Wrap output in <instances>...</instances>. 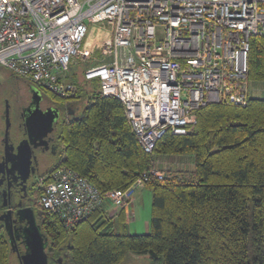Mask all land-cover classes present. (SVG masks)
Masks as SVG:
<instances>
[{"label":"trees","instance_id":"1","mask_svg":"<svg viewBox=\"0 0 264 264\" xmlns=\"http://www.w3.org/2000/svg\"><path fill=\"white\" fill-rule=\"evenodd\" d=\"M0 77L5 85L6 78H19L1 67ZM68 81L76 87L72 97L41 90L55 108L76 105L79 112L55 127L59 147L39 179L63 165L104 194L124 191L146 174L150 220L147 234H130L131 206L111 215L112 204L104 199L66 229L38 206L39 179L33 180L32 209L39 213L37 223L55 258L65 247L67 264H122L129 255L146 257L151 264H264V97L250 96L241 106L207 104L194 112L190 133L168 132L147 154L119 100L104 97L98 81L86 80L83 70L70 73ZM247 81L264 85V37L250 41ZM259 90L263 93L264 87ZM185 155L193 158L190 170L182 166ZM158 156H175L179 168H159ZM0 264H18L1 221Z\"/></svg>","mask_w":264,"mask_h":264},{"label":"built area","instance_id":"2","mask_svg":"<svg viewBox=\"0 0 264 264\" xmlns=\"http://www.w3.org/2000/svg\"><path fill=\"white\" fill-rule=\"evenodd\" d=\"M102 23L109 37L101 53L111 60L85 68L83 76L122 103L145 153L168 132L190 133L197 109L219 102L241 106L250 97L248 53L251 39L264 37V0H0V67L72 97L70 65L90 54L82 47L88 26L101 30ZM146 178L102 194L59 165L38 180L37 204L71 229L104 199L128 210Z\"/></svg>","mask_w":264,"mask_h":264},{"label":"water","instance_id":"3","mask_svg":"<svg viewBox=\"0 0 264 264\" xmlns=\"http://www.w3.org/2000/svg\"><path fill=\"white\" fill-rule=\"evenodd\" d=\"M31 99L27 107L22 110V124L24 127L25 138H23L18 146L14 148L9 143V105L5 102L4 105V121L5 130L3 137L4 153L0 159V187L3 184L5 174L10 171L16 175L17 179L25 182L29 174L34 173L33 167L35 159L33 157V149L42 147L44 150H48L49 145L45 137L53 130L54 123L59 118V109L48 107L46 110L40 108V102L43 99L41 92L33 86L29 87ZM33 164V165H32ZM35 166V165H34ZM22 173V176H21ZM9 184L7 183L6 189L1 190L2 207H7L10 202V197L7 189ZM8 202V203H7ZM11 213V209L8 211ZM15 216L18 220L25 222L20 234L18 235L16 230L13 229V223L3 221L4 229L8 237V243L11 250L16 254L18 264H48L45 248L47 241L40 231V227L37 223L35 213L31 207H25L15 211ZM17 234V236H15ZM21 240L24 251L18 252L14 246L15 240Z\"/></svg>","mask_w":264,"mask_h":264},{"label":"rangeland","instance_id":"4","mask_svg":"<svg viewBox=\"0 0 264 264\" xmlns=\"http://www.w3.org/2000/svg\"><path fill=\"white\" fill-rule=\"evenodd\" d=\"M102 29L100 30L98 25H89L88 26V34L86 39L84 40V43L82 45L83 50H87V48L84 47L85 42L88 45L90 44V54L86 58H82V56L77 55L75 58V64L70 65L69 72H80L84 70L87 67H90L92 65L97 64L100 60H104L105 62H108L111 60V55L108 57H103L101 53V46L103 45L104 41L107 36V33L104 31L107 28L106 23L101 24ZM99 29L98 33H96V30ZM159 35L161 34V31L158 32ZM92 36V39H91ZM87 45V47H88ZM8 74V73H7ZM6 81L9 85H5L3 82L2 77H0V159L3 156L4 153V145H3V137H4V130H5V121L4 118L2 119V114L4 111V100L5 98L8 100L9 103V120H10V127H9V143L16 148L19 144V142L23 139V135L25 133L20 131L19 128V108L14 104L13 100V93L15 90L21 95L22 99H26V93L24 86H20L18 89H14L15 86H12L13 79L6 78ZM11 84V85H10ZM263 88L264 85H261L260 83H250L249 85V94L251 97H264V92L260 93V88ZM17 94V93H15ZM80 107V106H79ZM69 110L72 111V116H75L77 112H79V108L76 105H70ZM70 116V117H72ZM56 146L59 147V143H56ZM55 154H51V152H46V150L41 151L40 149L36 148L33 149V157L35 159V167L36 172L32 176V181H36L39 179L41 174H44L50 165L53 157ZM186 157H191L190 161L186 160ZM176 158L175 156H158L155 159V165L159 166V168H168V169H177L179 168V164H176ZM188 159V158H187ZM180 160V158H179ZM184 164L182 165L185 170H190L193 166V158L191 155H185V160L182 161ZM109 213L116 214L120 210L114 209L111 207L109 209ZM132 213L134 215V219L127 222V231L130 234H147L149 232L148 230L143 229V224L145 221L148 222L150 220V206L147 203V206L145 209L140 207V205H137L132 210ZM39 215V213H38ZM139 226V228H135V226ZM122 264H151L150 261L143 256H135V255H129L125 258V260L122 262Z\"/></svg>","mask_w":264,"mask_h":264},{"label":"flooded vegetation","instance_id":"5","mask_svg":"<svg viewBox=\"0 0 264 264\" xmlns=\"http://www.w3.org/2000/svg\"><path fill=\"white\" fill-rule=\"evenodd\" d=\"M13 85L15 86L14 89H18L20 86H24L25 88V93H26V99L24 101V99H22L21 95L15 90V92L13 93V100H14V104L19 108V114H18V118H19V128L20 131L24 132V127L22 124V110L28 106L30 99H31V94L29 92V87L33 86L36 87L32 84H30L29 82L27 84H24V82L19 79V78H14L13 79ZM42 94L43 99L40 102V108L42 110H46L48 107H53L51 104H49V102L46 100L43 92L41 91L42 89H39L38 87H36ZM17 93V94H15ZM5 102L8 103V100L5 99L4 100V104ZM9 105V103H8ZM59 109V118L57 120V122L54 123L53 126V130L50 134H48L45 139L48 141V145L49 148L48 150H46V152H51V154H55L54 152L57 150V137L55 135V127L62 123L65 119H67L68 117L72 116V111L69 110L68 107L66 108H58ZM68 110V111H67ZM23 138H25V135H23ZM38 149H40L41 151H44V149L42 147H39ZM33 165V164H32ZM35 171L34 173H30L28 178L25 180V182L21 181V179H17L16 175L12 174L10 171L8 172V174H5L4 176H2L4 178L3 180V184L1 186L2 189H6L7 183L9 184V188L7 189L8 193H9V197H10V202L8 203L7 207L2 208L1 212H0V216H2L4 214L3 221H8L13 223V229L16 230V232H18L17 234L19 235L22 228L25 225V222H22L20 220H18L15 216V211L18 209H23L25 207H31L34 208V184L32 181V176L35 174L36 172V167L33 165ZM22 176V173H21ZM9 209H11V213H9ZM2 222V220H1ZM3 224V222H2ZM17 234H15V236H17ZM14 246L16 247V249L18 250V252L22 253L24 251L23 249V245L21 243V240H15ZM22 248V249H20ZM45 253L47 255V259H48V264H67L65 263L63 260L65 259V247H59L58 248V252L60 254L59 257L55 258V253L50 251L47 246L45 248Z\"/></svg>","mask_w":264,"mask_h":264},{"label":"crops","instance_id":"6","mask_svg":"<svg viewBox=\"0 0 264 264\" xmlns=\"http://www.w3.org/2000/svg\"><path fill=\"white\" fill-rule=\"evenodd\" d=\"M98 31H99V29L96 30V33L95 34H97ZM91 39H92V36H91ZM91 43H93V42H91ZM91 43H89V45H88V41H87V43L85 42L84 47L89 50ZM87 45H88V47H87ZM68 108H69V106H68ZM147 203L150 206V203H151V194H150V192L148 190L142 189L141 191H139L136 194V197H135V200H134V202H133V204L131 206V209L133 210L134 207L136 206V204L137 205H140V207H142L143 209H145V207L147 206ZM135 228H139V226L137 225V226H135ZM143 229L145 231L149 229V220H148V222L145 221V223L143 224Z\"/></svg>","mask_w":264,"mask_h":264}]
</instances>
